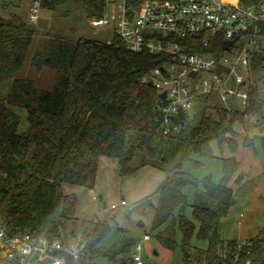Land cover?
I'll return each mask as SVG.
<instances>
[{"label": "trees", "instance_id": "obj_1", "mask_svg": "<svg viewBox=\"0 0 264 264\" xmlns=\"http://www.w3.org/2000/svg\"><path fill=\"white\" fill-rule=\"evenodd\" d=\"M60 1L43 0L42 6L54 7ZM76 1L90 18L103 15L100 1ZM239 3L252 8L264 0ZM34 34L21 16L0 15V83L11 81L7 96L0 99V222L11 232L66 238L67 223L76 219L77 198L65 194L63 184L93 188L99 159L109 156L118 160L123 176L143 166L165 173L153 222L160 245L170 250L179 247L186 264H219L222 251L232 258L238 239L222 237V219L230 211L233 190L228 181L238 171L239 161L222 158L219 183L211 176L198 181L183 168L193 154L213 156V141L236 150V122L245 123L249 116L264 121V100L255 82H250L245 108L233 101L228 109L214 100L205 107L198 124L187 122L179 131L164 134L157 108L162 102L150 84L152 70L161 63L159 56L133 53L117 35L112 43L51 38L33 57L36 69L55 72L53 88L48 90L39 87L35 79L17 77ZM252 70H264L262 53L253 56ZM16 108L27 112L26 131H21L23 117ZM259 140L264 149V133ZM252 141L246 137L243 143L249 146ZM188 184L196 189L191 204L183 192ZM188 204L193 220L184 215ZM109 229L108 224L88 222L81 232L88 262L82 264H97L95 259L100 256L121 262L128 258L133 246L128 238L110 248L99 245ZM194 236L207 241V248L195 247ZM250 241L252 264H264V229Z\"/></svg>", "mask_w": 264, "mask_h": 264}, {"label": "built area", "instance_id": "obj_2", "mask_svg": "<svg viewBox=\"0 0 264 264\" xmlns=\"http://www.w3.org/2000/svg\"><path fill=\"white\" fill-rule=\"evenodd\" d=\"M43 0H30L27 20L36 22ZM103 15L95 25H111L133 53L159 56L150 81L159 95L164 134L190 122L194 101L204 107L216 100L228 109L249 100L253 56L264 52V3L244 7L220 0H98ZM111 16V19L109 18ZM226 40L233 44L224 49ZM147 81V79H144ZM194 118V117H193ZM129 210L134 205L126 200ZM116 208L117 204H112ZM151 236L145 234L144 241ZM142 244L134 246L132 264H144ZM233 257L222 251L219 264H252V242L239 238ZM0 260L14 264H82L88 262L82 236L64 239L33 231L11 232L0 222Z\"/></svg>", "mask_w": 264, "mask_h": 264}, {"label": "rangeland", "instance_id": "obj_3", "mask_svg": "<svg viewBox=\"0 0 264 264\" xmlns=\"http://www.w3.org/2000/svg\"><path fill=\"white\" fill-rule=\"evenodd\" d=\"M29 2L30 0H0L1 16L17 14L29 22L35 31L24 67L17 73L19 78L35 79L38 86L43 89L53 88L54 70L43 68L39 71L33 65V57L43 51L51 38L69 37L73 40L84 38L102 43L113 42L115 35L113 26L95 25L82 4L76 0H61L54 7L42 6L36 22L27 20ZM109 18L111 19L110 15ZM251 82L258 86L264 100V70L252 71ZM10 84V80L0 83V99L7 96ZM16 111L23 117L21 131H26L27 112L18 108ZM205 111L202 100L194 101L191 115L196 124L200 122ZM234 130L236 132L234 138L238 145L236 150H232L228 144L220 147L213 141L211 143L213 156L202 157L193 154L183 169L198 181L211 176L213 182L219 183L223 178L222 158L228 155L240 161V177L232 180L230 184L233 189V200L228 215L222 219V237L230 239L243 236L247 239L250 238L253 229H264V149L259 140V136L264 133V121L260 122L256 117L249 116L245 123L236 122ZM246 137L253 140L249 146L243 143ZM164 179L165 173L152 166H143L134 173L123 176L116 158L101 156L93 188L63 184V192L75 194L77 198L76 219L67 223V236H81L88 222L96 220L110 226L107 235L100 241L99 245L102 247L110 248L123 237L133 243L124 262L100 256L95 259L97 264H132L131 258L137 243L142 244L141 255L144 264H186L181 249L176 247L170 250L160 245L155 236L157 230H153L155 208L160 197L159 188ZM195 191L192 184L186 185L183 189L190 204L194 200ZM122 200L134 205V208L129 210L121 205ZM112 204H117V207L112 208ZM190 204L186 205L184 215L193 220ZM178 214L177 209L173 214L175 220L178 219ZM145 234L151 235L149 241H144ZM180 239L181 234L176 230L177 242H180ZM192 244L201 249L208 246L207 241L199 240L195 236ZM0 264L14 263L0 260Z\"/></svg>", "mask_w": 264, "mask_h": 264}, {"label": "crops", "instance_id": "obj_4", "mask_svg": "<svg viewBox=\"0 0 264 264\" xmlns=\"http://www.w3.org/2000/svg\"><path fill=\"white\" fill-rule=\"evenodd\" d=\"M220 1H223V2H227V3H233V4H235V3H239V1L240 0H220ZM263 55H264V52L262 53ZM228 157H232V156H228V155H225V157H223V158H228ZM238 160V159H237ZM239 161V160H238ZM239 163H240V161H239ZM240 173H241V163H240V167H239V169H238V171L236 172V173H234L231 177H230V179H229V181H228V186L229 187H231V182H233L235 179L237 180L239 177H240ZM233 180V181H232ZM232 188V187H231ZM233 190V189H232ZM105 207H107V205H105ZM241 216H242V214H241ZM260 229L261 228H259V229H253L252 230V232L250 233V238H247V239H252V238H254V237H256L258 234H259V232H260ZM248 237V236H247ZM239 238H243V239H246V238H244L243 236H241V237H231L230 239H239ZM151 239V238H150ZM228 240V239H227ZM146 241H149V240H146Z\"/></svg>", "mask_w": 264, "mask_h": 264}, {"label": "water", "instance_id": "obj_5", "mask_svg": "<svg viewBox=\"0 0 264 264\" xmlns=\"http://www.w3.org/2000/svg\"><path fill=\"white\" fill-rule=\"evenodd\" d=\"M232 44H233V41L232 40H226L224 42V44H223V47H224V49H228L229 46L232 45ZM47 60L49 61L50 60V57H48ZM152 83H153V81H150V84H152ZM165 95H166L165 92H163V93H161L159 95V98L163 100L165 98ZM190 125H194V118L193 117L190 120ZM131 262H132V259H131Z\"/></svg>", "mask_w": 264, "mask_h": 264}]
</instances>
